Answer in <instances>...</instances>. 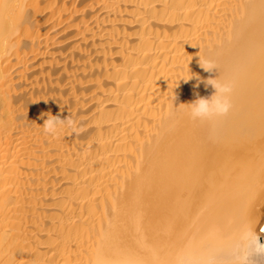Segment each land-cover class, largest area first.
Listing matches in <instances>:
<instances>
[{
  "label": "bare ground",
  "instance_id": "6f19581e",
  "mask_svg": "<svg viewBox=\"0 0 264 264\" xmlns=\"http://www.w3.org/2000/svg\"><path fill=\"white\" fill-rule=\"evenodd\" d=\"M210 77L232 109L193 120ZM241 219L264 225V0H0V264H172Z\"/></svg>",
  "mask_w": 264,
  "mask_h": 264
},
{
  "label": "clouds",
  "instance_id": "9594fccd",
  "mask_svg": "<svg viewBox=\"0 0 264 264\" xmlns=\"http://www.w3.org/2000/svg\"><path fill=\"white\" fill-rule=\"evenodd\" d=\"M205 70L216 68L214 64L201 62ZM193 74L184 77L185 81L192 79ZM211 87L213 91L209 95H200L194 92L195 98L186 104L190 117L196 121H213L215 118L227 115L232 109L231 95L235 82L231 79L221 80L218 77H210L207 80L197 79L194 89H199L200 84ZM67 122L71 126L72 121L61 118L60 115L48 116L43 124L47 133L55 134L57 130ZM259 224V223H258ZM253 226L249 219H241L237 226L235 237L228 243L225 249L213 252L210 256L202 254L195 244L185 246L178 250L172 264H264V242L261 235L264 234V225L257 231V225Z\"/></svg>",
  "mask_w": 264,
  "mask_h": 264
}]
</instances>
